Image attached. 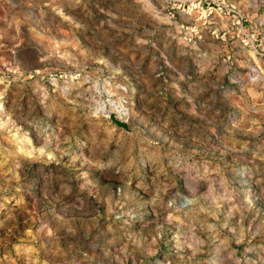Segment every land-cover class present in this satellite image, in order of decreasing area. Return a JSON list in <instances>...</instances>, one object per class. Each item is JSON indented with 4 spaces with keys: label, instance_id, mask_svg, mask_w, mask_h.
<instances>
[{
    "label": "rangeland",
    "instance_id": "obj_1",
    "mask_svg": "<svg viewBox=\"0 0 264 264\" xmlns=\"http://www.w3.org/2000/svg\"><path fill=\"white\" fill-rule=\"evenodd\" d=\"M0 264H264V0H0Z\"/></svg>",
    "mask_w": 264,
    "mask_h": 264
},
{
    "label": "built area",
    "instance_id": "obj_2",
    "mask_svg": "<svg viewBox=\"0 0 264 264\" xmlns=\"http://www.w3.org/2000/svg\"><path fill=\"white\" fill-rule=\"evenodd\" d=\"M233 13H235V14L238 15V16H240L239 13H237V12H234V11H233Z\"/></svg>",
    "mask_w": 264,
    "mask_h": 264
},
{
    "label": "water",
    "instance_id": "obj_3",
    "mask_svg": "<svg viewBox=\"0 0 264 264\" xmlns=\"http://www.w3.org/2000/svg\"><path fill=\"white\" fill-rule=\"evenodd\" d=\"M117 123H119L120 125H122V126H125L124 124H122L121 122H117Z\"/></svg>",
    "mask_w": 264,
    "mask_h": 264
}]
</instances>
